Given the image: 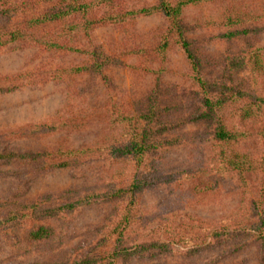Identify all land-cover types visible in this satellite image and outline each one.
I'll use <instances>...</instances> for the list:
<instances>
[{"label": "rangeland", "instance_id": "obj_1", "mask_svg": "<svg viewBox=\"0 0 264 264\" xmlns=\"http://www.w3.org/2000/svg\"><path fill=\"white\" fill-rule=\"evenodd\" d=\"M240 13L249 21L243 27L224 25L226 14ZM181 22L185 37L193 43L192 51L202 61L205 78L228 87L229 78L220 76L222 66L233 78L231 94L224 93L228 101L217 114L239 136L223 150L230 162L240 158L246 166L254 164L251 172H213L220 157L211 141L215 128L191 120L199 97L193 92L183 53L175 45L161 56L156 52L168 25L161 15L140 16L120 27L98 26L92 31L88 41L93 49L120 55L127 65L107 66L105 81L91 74L51 81V66L78 65L85 59L9 46L0 50V153L15 158L0 162V264H79L111 250L114 237L107 225L120 206H85L80 200L112 176L131 174L132 163L113 160L107 149L121 144L123 133L133 132L132 123L115 119L141 113L152 95L157 119L146 124L153 131L162 130L157 133L166 138V146L145 157L140 168L145 166L151 177L167 183L140 194L125 244L132 251V246L156 236L166 243L169 240L171 247L126 257L118 264L264 261V241L245 235H230V242L218 248L192 250L211 228L245 223L250 213L257 222L264 217V174L252 170L264 158V106L259 110L255 101L264 96V0L188 6ZM249 26L262 29L226 37ZM81 43L85 48V42ZM212 88L218 91L213 84ZM163 108L171 112L161 113ZM113 121L120 124L111 125ZM68 150L86 153L70 156L68 161L76 159V166L53 167L65 160L60 153ZM35 204L40 210L33 209ZM66 204L73 207L67 209ZM165 224L173 238L166 236ZM40 226L48 232L30 237ZM158 227L159 233L148 234ZM181 237L186 240L179 241Z\"/></svg>", "mask_w": 264, "mask_h": 264}, {"label": "trees", "instance_id": "obj_2", "mask_svg": "<svg viewBox=\"0 0 264 264\" xmlns=\"http://www.w3.org/2000/svg\"><path fill=\"white\" fill-rule=\"evenodd\" d=\"M219 1L222 0H0V50L12 46L16 48H33L55 56H80L85 59L84 63L67 67L51 66L48 79L62 81L74 76L91 74L97 75L105 81L106 77L103 72L107 66L116 64L118 67H127V65L124 64L120 55L115 56L93 49L88 41L92 31L98 26L120 27L128 19L159 14L167 21L168 25L166 34L160 37L156 52L161 56L170 45H175L182 51L189 67V80L195 90L193 92L199 97L198 110L191 116V120L205 121L209 126L215 128L211 132V141L214 143L213 147L217 149L220 157L216 166L212 168L213 172L220 173L223 171L225 174L248 173L251 172V166L254 164L246 166L240 158L236 159L235 162L226 160L227 152L223 149L231 141L237 142L236 138L239 135L238 133L235 134V131L231 130L232 128H227L218 117L219 114H217V111L225 107L228 101L224 98V93L231 94L233 84L230 80H233V78L229 74L226 75L225 66H222L220 76L229 78V80H226L229 81L228 87L224 82H210L205 78L202 61L192 51L193 43L185 37L186 30L181 22L184 8L212 2L218 3ZM242 18L244 19L242 20ZM224 21V25L227 27H243L244 23L249 22L243 13L226 14ZM261 29L249 26V28L232 31L233 33L226 35V37L232 38L236 35V32H253ZM82 40L85 42V48L84 44L81 43ZM135 68L137 69L139 66ZM147 72L150 74L151 70ZM212 84L217 87L218 91L213 90ZM262 84H264V81ZM151 97H149V106L141 113L130 116V118L119 116L115 119L120 123H132L130 126H132L133 132L130 134L127 132L125 135L123 133V142L113 144L107 149L113 160L130 161L132 163L131 174L122 178H118L116 175L112 176L101 184L100 189L93 190L80 200V203L85 206L114 203L117 208L118 205L120 206L121 211L118 209L117 214L111 217L107 225L113 235L111 239L114 237L109 245L111 250H105L102 252V256L101 254L100 256H88L80 260L79 264H118L119 260L126 257L145 253H159L155 249L166 251L167 247H171L169 240L166 243L162 238L156 236L155 238H148V242L132 246L130 248L132 251H128L125 244V235L134 222L136 216L134 206L140 194L167 183L161 181L158 177H151L152 174L145 169V166L140 168L145 157L158 153L166 146L163 140L166 138L163 137L162 139L158 135V133H162V130L158 129L157 133L152 130L150 125L146 124L154 123V120L157 119L154 109L156 98L153 95ZM255 101L258 102V109L259 106H264V96L255 97ZM170 110V108H163L161 113L171 112ZM117 122L113 121L111 125L120 124ZM262 131H264V123ZM84 153H86L84 150L61 152L60 156L65 157V160L52 165L58 169L76 166L79 164L76 159L72 158L74 160L68 161L71 158L70 156H81ZM14 158V155L0 153V162H10ZM42 166L46 167L45 162L42 163ZM252 170L264 174V158L263 162L258 166H254ZM242 186V189L245 190L246 183ZM37 206L35 204L33 207L35 211L40 210L36 208ZM65 207L71 209L73 204H66ZM49 210L59 212L57 208ZM253 218L252 213H250L249 219L245 223H239L234 227L220 226L219 228L207 230L206 234L200 239V243L194 246L192 250L195 252L201 248L214 249L224 246V244L230 242V235L234 237L245 235L255 241H264V217L260 218L258 222L254 221ZM165 226L164 229L169 230L166 236L170 235L172 237L171 227L167 224ZM159 228L150 230L148 234L159 233ZM46 232H48L47 227L40 226L30 234V237L39 238L45 235ZM182 240L186 239L181 237L179 241L182 242ZM238 247L240 248V246ZM259 264H264V261Z\"/></svg>", "mask_w": 264, "mask_h": 264}]
</instances>
